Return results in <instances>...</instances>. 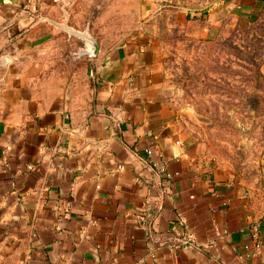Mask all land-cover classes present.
Listing matches in <instances>:
<instances>
[{"label": "crops", "instance_id": "1", "mask_svg": "<svg viewBox=\"0 0 264 264\" xmlns=\"http://www.w3.org/2000/svg\"><path fill=\"white\" fill-rule=\"evenodd\" d=\"M59 1L0 0V264H264V181H233L181 133L151 45L66 54ZM203 8L211 26L264 11Z\"/></svg>", "mask_w": 264, "mask_h": 264}, {"label": "rangeland", "instance_id": "2", "mask_svg": "<svg viewBox=\"0 0 264 264\" xmlns=\"http://www.w3.org/2000/svg\"><path fill=\"white\" fill-rule=\"evenodd\" d=\"M59 3L63 28L97 42L134 39L151 45L181 133L233 181L246 186L264 181V11L256 19L211 26L199 13L205 0ZM62 31L69 34L62 42L66 54L69 43L74 48L86 43ZM5 56L0 52V68Z\"/></svg>", "mask_w": 264, "mask_h": 264}, {"label": "built area", "instance_id": "3", "mask_svg": "<svg viewBox=\"0 0 264 264\" xmlns=\"http://www.w3.org/2000/svg\"><path fill=\"white\" fill-rule=\"evenodd\" d=\"M147 152L151 153L152 151L148 150ZM153 166L157 167L159 173L165 174L167 177L170 176V174L166 172L165 167L161 166L158 162L154 161ZM261 192L264 196V186L262 187ZM262 220H264V213L260 214V217H257V219H254L249 226V240L251 247L254 248L255 252H260L262 249V244H263L262 236H261ZM184 227L188 229L189 226L187 224H184ZM193 237H194L193 233L190 232L187 236V239L183 240V243H193L194 241ZM248 246L249 244H247V247Z\"/></svg>", "mask_w": 264, "mask_h": 264}, {"label": "water", "instance_id": "4", "mask_svg": "<svg viewBox=\"0 0 264 264\" xmlns=\"http://www.w3.org/2000/svg\"><path fill=\"white\" fill-rule=\"evenodd\" d=\"M61 29L66 30L67 32H69L70 34H76L77 36H79L80 38L84 39L87 43H89L92 47L90 50H83L84 53H88V54H95L98 50V42L89 37L86 33H79V32H75L73 30L67 29V28H63L60 25Z\"/></svg>", "mask_w": 264, "mask_h": 264}, {"label": "trees", "instance_id": "5", "mask_svg": "<svg viewBox=\"0 0 264 264\" xmlns=\"http://www.w3.org/2000/svg\"><path fill=\"white\" fill-rule=\"evenodd\" d=\"M258 4L259 6H263L264 5V0H258ZM264 222V220H262V223ZM261 223V225H262Z\"/></svg>", "mask_w": 264, "mask_h": 264}]
</instances>
